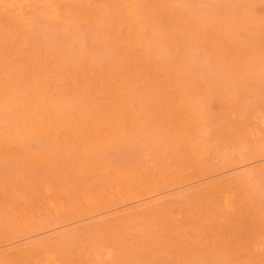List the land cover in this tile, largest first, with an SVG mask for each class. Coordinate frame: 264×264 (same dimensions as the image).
Wrapping results in <instances>:
<instances>
[{"label":"bare ground","instance_id":"bare-ground-1","mask_svg":"<svg viewBox=\"0 0 264 264\" xmlns=\"http://www.w3.org/2000/svg\"><path fill=\"white\" fill-rule=\"evenodd\" d=\"M91 1L93 0H0V160L8 161L9 165L10 162L14 163L12 164L13 169L17 165L25 168L17 167L21 171L19 170V176H15L17 178L12 181L8 178L9 176L5 175L8 173L5 171L7 166L0 167V169L5 168L3 169L5 173L0 172V174L2 173L1 175L8 179V181L3 180V176L0 175V196L1 193L7 191L4 194L7 197L6 200L2 197L3 194L1 197L4 201L0 200V208L3 210V212L0 210V216L6 215V218H1L5 219L4 223L0 221L3 223L0 224V264H31L30 261L34 260L33 257L39 254H47L43 260H46L48 264H85L87 261L93 264H102L104 262H102L101 256H107L111 262L115 256L105 250V245L102 247L98 243H93L87 250L90 254H86L85 252L70 251L71 248L64 247V243L71 237L74 241V243L71 241V244L75 245L79 239L84 237L85 233L87 237L89 233L93 232L96 235V231L99 235L95 237L98 238L101 236L100 233L105 230L110 231V236L116 238L115 240L120 243L122 237L119 235L116 237L115 231H119L118 229L122 225L128 223L137 229L131 232V235L127 233L129 237L131 236L132 241L141 240L145 233L143 229L146 228L145 230L149 231L148 228L153 227L151 233L164 237L167 245L171 244L174 239L183 236L196 237L199 233L192 227L195 222L203 228L204 226L208 227L205 229L209 231L215 230L212 232L217 235H214L210 242L211 245L213 244L210 248L214 250L222 241H225L221 228H212V225L209 224L212 217L219 222V212L231 213L238 228L237 231L242 229V227H238L241 225V221L244 225L246 224L244 220H249L250 215L248 217L247 213L253 214L252 216L256 218L260 217L258 221L256 218H250L251 220L248 222H255L253 226L256 228L260 226L257 229L259 233L250 236L252 242H255L257 238L260 240L264 251V220H262V215H264V102L262 99L261 103L257 102L258 97H256L259 95V99L264 98L263 79H257V76L261 78L264 75L262 70L264 69L262 64L264 61V54H262L264 52L263 33L258 35L259 37H256L257 32L252 34L251 37H256L253 38L257 39L256 41L247 37L248 40H251L250 43L247 41L246 43L249 45L252 43V46L248 44L245 46H249L250 50L255 48L252 51L248 49L250 52H255L247 53L252 57L251 55L246 57V53L243 54L246 52L245 46L243 47L245 44L243 34L240 36L243 38L244 44L241 43L242 38H238L240 40L238 42L235 36V33L241 32L242 27L233 33L237 22L233 21L235 23L229 25V21H227V24H223L225 20L222 19L221 24L216 22L218 25L214 24L213 30L211 29L210 34L212 35V31H214L213 34L217 36L212 35L211 38L214 36L217 41L213 39L212 41L208 37L206 39L209 41L207 46H210L209 44L214 41L218 43L214 42L216 43V52L214 46L213 51L216 54L213 52L210 57L212 58L214 55L217 59L220 58L223 63L220 60L215 63L213 60L208 62L213 61L212 63L215 65L212 68H217L216 71L212 70V73L216 72V75H213L217 76V72L221 71L222 78L224 72L230 73V80L233 83H231L232 81L228 82L229 76L225 77L227 75H224L223 78L224 82L227 81L226 85L230 90L227 91L232 92L233 95H231L232 93H225V95L233 97L225 99V101L227 100L225 106L228 114L222 113L224 116L226 115L225 117L229 115L228 117L234 118V120L231 118V124L228 123L231 120L224 119V122H227L225 127L220 123H218L220 126L217 123L215 126L214 122L211 124L214 125L213 129L209 124L212 121L208 123L207 120L210 117L203 113V110L207 106L204 104L206 98H213L217 91L214 87V90L211 87H206L205 83H203L205 87L202 86L204 79L201 78L202 82L200 83L201 74L197 72L200 77L196 76L198 74L191 69L193 68L191 64L197 63L194 57L200 56V54L196 55L200 49L197 46L199 47V43L203 45L201 38L199 39L202 32L200 31L201 33L198 34V31L201 30L199 27L201 21L197 20L200 10L189 6L192 4V2L189 4L190 1L193 0L167 1L171 7L175 4L177 7L179 6V13L182 12L179 15L172 14L171 9L168 13L165 4H162L164 0H151L164 5L161 7L159 3L156 4V7L159 5L164 10L158 8L157 10L160 11L156 10V13H151L152 15L149 9L153 10L155 7H148L149 0V2L145 0L148 8L144 5V0H97L95 5ZM172 4L174 5L172 6ZM240 6L238 5V7ZM220 7L223 6L220 5ZM255 8L253 7V9ZM229 12L232 13L231 10H228L227 13ZM241 12L244 13V11ZM110 14L112 16L115 14L114 22H106ZM166 16L168 18L165 19ZM171 16L175 18V21ZM233 17L238 19L237 16ZM253 17H249V20ZM258 17L253 18L255 22L250 20L251 22L244 23V25L249 22L250 25L255 24L252 26L255 28H250L251 32L253 29L257 31V25L262 23V19L259 20ZM86 18L87 21L93 18V22L103 25L102 28L110 27L109 29L114 35L112 36L114 43L112 52L108 49L111 53H108L107 59L112 61V67H109L104 59L101 60L93 56L94 53L91 55L92 52L86 55L85 51L84 55L73 61L74 58H69L70 56L59 52L61 49L56 50L51 47L50 49L43 40L45 46L42 42L41 46L38 42V45L31 46L30 41L32 42L31 39L36 33L37 27L43 25L41 20L46 22L50 20V25L52 22L55 23L58 32L59 27L62 32L63 30L68 32L69 29L80 31V29L86 28L84 26L89 27L88 23L90 22H87ZM170 18L172 19L170 20ZM256 19L258 20L257 24ZM205 20H202V23ZM241 20L238 22L239 24H241ZM243 20L245 21V19ZM39 22L40 25H38ZM109 22L112 24L107 27ZM83 23L85 24L82 25ZM231 24H234V29H231ZM239 24L238 26H240ZM45 25L48 24L45 23ZM90 30H93L90 31L91 33L96 29ZM259 30L261 31V29ZM73 32L69 34L75 35ZM243 32L245 33L244 30ZM66 34L60 35L65 37ZM62 36L61 38H63ZM90 36L92 37V33ZM240 36L238 35V37ZM57 37L59 38V36ZM78 37L81 36L78 35ZM219 38L222 42L218 41ZM51 39H49L50 42L53 41L55 44L56 41L58 44L52 36ZM110 39L112 40V38ZM94 41H91L92 44L96 43ZM241 44L243 48L240 47ZM255 44L259 46L257 47ZM96 45L99 46V43ZM82 46L88 47V45ZM100 46L102 47L101 42ZM203 46L207 47L206 44ZM243 49L245 50L242 51ZM66 51L65 53H67ZM186 52L190 54L187 55ZM158 53L165 55L163 59L168 57L167 63L163 60L161 63L162 61L165 63L162 64L155 61L160 55ZM256 55H259L261 62L258 61L259 58ZM253 56L256 57L253 58ZM182 57L185 61L182 62L185 64H181ZM187 57H191L192 63H190L191 60L186 61ZM235 57L237 60H234ZM238 57L241 59L239 64L241 63L240 65L243 67L246 65L242 70L240 65L237 66ZM216 58L213 57L215 61ZM248 58L252 60L249 62ZM168 59L171 62H168ZM111 61L109 62L111 63ZM208 62L204 65H207ZM212 63L210 64L212 65ZM231 64L232 66L236 65L234 68L240 70L234 69ZM226 65L227 67L229 65V68L225 69ZM43 66H47L48 69L51 67L53 70V72L49 71L51 74L53 73L52 75L47 74L50 79L42 73ZM69 66L85 72L80 71L82 73L77 75L74 70L73 72L68 70ZM253 66H256V71L253 70ZM209 67L211 69V66ZM223 68L224 70H222ZM188 69H191L192 72ZM244 69L245 71H243ZM206 71L202 73L204 74ZM232 72L234 73L232 74ZM236 73L238 74L235 75ZM191 78L193 81L190 80ZM196 79H200L199 84L202 90L199 89L198 84H195ZM232 87H236V89L233 88L234 91H232ZM251 94L253 99L250 98ZM170 96H174V98L170 99ZM215 96L217 97V95ZM248 96V101H254L252 104H247ZM203 105L204 107H202ZM211 114L213 112H210ZM211 118H213L212 115ZM210 128L215 130H212L214 137H225L227 134L229 136L243 135V140L238 138L243 143L239 141L242 144L240 143L241 145L237 148L233 146L232 149L231 146L232 150L229 152L227 149H223L226 152L221 156L220 151L213 150L215 149L213 143L218 146L220 141L217 144L216 140H219L220 137L218 139L213 137L216 140H212V143L208 140V137L212 138ZM29 137L30 139H26ZM234 138L237 137L234 136ZM31 139L49 144V149L52 146L55 151L49 152L51 151L49 149L48 152L39 151L30 145L33 144ZM228 142L230 143V141ZM239 142L237 141L238 144ZM231 144L232 141L229 148ZM122 148L138 152L137 154L135 151L133 152L135 153L132 154L135 156L133 160L130 159L131 161L120 164V161L118 163L113 159L117 155L116 150L118 152ZM59 149L64 152L57 153L56 151ZM213 152L216 154L218 152V154ZM213 155L218 157L213 159ZM112 157L114 158L112 159ZM210 158L217 163H213ZM31 170L39 171L35 172L36 176L32 175L35 179L38 177L35 181L34 179L29 180L30 175L27 177L29 173L34 174ZM24 171H26V175L23 173ZM73 174L81 175L82 178L74 179L75 175L73 176ZM33 200L38 201V205L35 202L36 206H34ZM215 204L219 205V208ZM41 205L40 209H43V212L50 208V212L54 215H51L49 210L47 212L51 217L46 215L47 212H40L38 206L41 207ZM31 208L35 211L33 212ZM236 210H241L246 214H241L242 212L238 211L241 216ZM246 217L248 218L246 219ZM6 219L8 220L5 223ZM88 220L96 222L97 226L94 224L96 230L94 228L82 230L88 227V224L90 225V222L86 223ZM162 220L167 221L170 226L163 227ZM79 223L82 224L74 226ZM85 224L87 226H84ZM61 228H64L63 232ZM54 229H59L58 233L61 231L63 236L60 235L61 233L53 236L55 233H52L53 235L50 234L52 237L50 235V237H39ZM235 234L241 236L242 232ZM77 235L81 238H77ZM250 236L248 237L250 238ZM249 238L246 242L250 240ZM27 239L31 241L29 246L27 242L20 244V241L24 240L25 242ZM76 240L77 242H75ZM25 245L27 246L25 247ZM214 255H216L214 252L210 253L209 251L206 257L212 258ZM197 260L200 259L197 258ZM46 261L43 262L46 263ZM33 264L37 263L33 261Z\"/></svg>","mask_w":264,"mask_h":264},{"label":"rangeland","instance_id":"rangeland-1","mask_svg":"<svg viewBox=\"0 0 264 264\" xmlns=\"http://www.w3.org/2000/svg\"><path fill=\"white\" fill-rule=\"evenodd\" d=\"M95 1H97V0H93V1H91V2H93V5H95ZM150 1V3H151V5H150V3H148L149 4V6H148V4L146 3V1L144 0V5L146 6V4H147V6L148 7H150V8H152V7H155V9L153 8V10L152 9H149V10H151V12H150V14L151 13H156V10L159 8V9H162V8H160V6L159 5H161L159 2V7L157 6L156 7V4H158L157 2L155 3V2H153V1H151V0H149ZM148 0H147V2H149ZM168 0H164L163 2H162V4L164 3L165 4V9L167 10V12L169 13L170 12V9L173 11H171L172 12V14L173 13H177V15H179V14H181L182 12H180L179 13V11L180 10H178V7H177V4H175V6H173L174 4H172V6L173 7H171V5L169 4V2H167ZM193 1H194V3H193ZM193 1H190V3L189 4H191V2H192V4L191 5H189V4H187V5H189V6H191V7H194L195 9H197L198 8V10H200L199 12H198V14H197V16L199 15V17L197 18V20L198 21H201V22H199V23H201V25L199 26V27H201V30H199L198 31V34H199V32L201 31L202 32V34L200 35V37H199V35H198V37H199V39L201 40V43L203 44V45H205L206 44V46L208 45L207 44V42L209 43V41L208 40H206V39H208V37H209V39L212 37V35H214L215 37H217L215 34H213V32L214 31H212V35L210 34L211 33V29L213 30V26H214V24H216V22L217 23H219L220 22V24L222 23V19L223 20H225V21H223V24L225 23V24H227V21H229V25H230V23H235V22H237V23H235V25H236V28H235V26H233L234 24H231V29H234L235 28V30H234V32L233 33H235V31L237 30V29H240L239 27H242V29H240L241 30V32H243V30L245 31V33L247 34H245L244 32L243 33H241L239 30H237V31H239V32H237V33H235V36H236V39H240V38H242L240 35H242L243 34V38H244V41H245V44H244V41H243V38L241 39L242 40V44H244L243 45V47L246 45V44H248V43H246V41L247 42H249L250 43V38H252L251 36H252V34H255V32H259L258 34L256 33V37H259L260 35H261V33H263V37H264V0H260V2H259V0L257 1V0H235V2H234V0H231V2H230V0H196V2H195V0H193ZM211 2V3H209V2ZM236 1H238V2H236ZM206 2H207V4H206ZM228 4H227V3ZM246 3V5H245V3ZM249 2H250V5H248L247 6V4H249ZM252 2H256L257 3V5H256V3H252ZM213 3V4H212ZM220 3V4H219ZM235 3V4H234ZM237 3H239L238 5H241L240 7H238V5H237ZM259 3V4H258ZM92 4V3H91ZM154 4V5H153ZM211 4H212V6H211ZM226 4V5H225ZM92 5V6H93ZM153 5V6H152ZM187 5H186V7H187ZM194 5V6H193ZM200 5V6H199ZM205 6V8H204V6ZM216 5H218V6H216ZM223 6V7H220L219 8V6ZM231 5V6H230ZM233 5H235V6H233ZM243 5V6H242ZM251 5H252V7H251ZM256 5V6H255ZM146 6V7H147ZM162 6H164V5H161V7ZM188 6V7H189ZM196 6V7H195ZM228 6V7H227ZM230 6V7H229ZM147 7V8H148ZM174 7H175V9H174ZM210 9H209V8ZM216 7H218V9H215ZM226 7H227V9H226ZM253 7H256L255 9H253ZM225 8V9H224ZM230 8V9H229ZM232 8V9H231ZM241 10H240V9ZM189 9V8H188ZM207 9V10H206ZM243 9V10H242ZM251 9H252V11H251ZM162 10H164V9H162ZM161 10V11H162ZM169 10V11H168ZM206 10V11H205ZM226 10H227V12H228V10L230 11H232V13L231 12H229V13H227L226 12ZM233 10H234V12H233ZM157 11H160V10H157ZM178 11V12H177ZM226 12L227 13V15H225L223 12ZM240 11V12H239ZM241 11H244V13L243 12H241ZM248 13H247V12ZM246 12V13H245ZM158 14H160L159 12H157ZM166 13V12H165ZM223 13V14H222ZM240 13V14H239ZM241 13H243V14H241ZM249 13H250V15H249ZM257 13V14H256ZM161 14H162V12H161ZM172 14H170V15H172ZM209 14V15H208ZM222 14V15H221ZM230 14V15H229ZM259 14V15H258ZM152 15V14H151ZM154 15V14H153ZM168 15V14H167ZM204 15V16H203ZM211 15V16H210ZM225 15V16H224ZM252 15H256L255 17H253ZM262 15V16H261ZM113 16H115V14H113ZM112 16V14H110V17L108 18V20L106 21V22H108V21H110V22H114V20H115V18H116V16H115V18ZM174 16V15H173ZM176 16V15H175ZM223 16V18H221ZM226 16H227V18H226ZM233 16H237L238 17V19H236V18H234ZM240 16V17H239ZM245 16V17H244ZM258 16H260V17H258ZM172 17V16H171ZM208 17V18H207ZM241 17H243V18H241ZM249 17H253V18H259V20L260 19H262L261 21H262V23H261V25H262V27H261V25L260 24H258L257 25V31L255 30V29H253V31L251 32L250 31V28L252 29V28H255V27H252V26H255V24H253V25H250V20H252V22H255V21H253V18H250V20H249ZM165 19L166 18H168L167 16L166 17H164ZM172 18H174V17H172ZM172 18H170V20L172 19ZM220 18V19H219ZM247 18V19H246ZM205 19H207V20H205ZM210 19H211V21H210ZM219 19V21H217ZM231 19V20H230ZM242 19V20H241ZM243 19H245V21L243 20ZM164 20V19H163ZM168 20V19H167ZM166 20V21H167ZM202 20H205V21H203V23H202ZM221 20V21H220ZM240 20L242 21L241 22V24H239L238 22H240ZM247 20V21H246ZM42 22L41 23H43V25H41L40 27H39V29H38V27H37V31H36V33L32 36V42L30 41V43H31V46H36V45H38V43L40 44L39 46H41V42L44 44V46L46 45V46H48L49 48L51 47V48H55L56 50H60L59 52H62L64 55L66 54V56H70L69 58H74V59H72L73 61L74 60H76V59H78L81 55H84V53H85V51H86V55H89L90 54V52H92L91 53V55L93 54V56H96L97 58H99V59H101V60H103L104 59V62L109 66V67H112L113 66V64H112V61L111 60H109V59H107V57H109L108 55L112 52V49H113V37L112 36H114L111 32V30L109 29L110 27H109V25H111L112 23H110L109 22V24H107V27H109V28H107V29H105L106 27H103L102 28V24H97V22H93L94 21V19L93 18H91V20L89 21L90 23H88V24H90L89 25V27L88 26H84V28L85 29H83V30H81L80 29V31H78V30H75V29H69V31L68 32H64V30H63V32H62V29L59 27V26H57V27H59L58 29H59V32H61L60 34H63V36H64V33H67L66 35H65V37H63L62 35H60L59 34V32L57 31V28H56V24L55 23H53L52 21V24H54V25H50V23H49V21H43V20H41ZM86 21H87V18H86ZM87 21V22H88ZM174 21H175V18H174ZM233 21H235V22H233ZM248 21H250L248 24H245L244 25V23H246V22H248ZM258 20L256 19V24L258 23L257 22ZM106 22L104 23V26L106 25ZM208 22V23H207ZM45 23L46 24H48V25H45ZM86 23V22H85ZM85 23H83L82 25H84ZM93 23H94V25L96 26H94L93 25ZM96 23V24H95ZM205 23V24H204ZM87 23H86V25H88ZM205 26H204V25ZM238 24L240 25V26H238ZM243 24V25H242ZM38 25H40V22L38 23ZM199 25V24H198ZM207 25H208V27H207ZM218 24H216V26H217ZM242 25V26H241ZM260 25V26H259ZM52 26V27H51ZM92 26H94L93 28H91ZM250 26V27H249ZM259 26V27H258ZM46 27V28H45ZM203 27V28H202ZM234 27V28H233ZM246 27V28H245ZM45 28V29H44ZM81 28H82V26H81ZM207 30H206V29ZM249 28V30L247 31V29ZM262 28H263V30H262ZM88 29V30H87ZM90 29H96L94 32H91L92 33V37L90 36V31H93V30H90ZM103 29H105V30H103ZM199 29V28H198ZM259 29H261V31L259 30ZM61 30V31H60ZM125 31H126V29H124ZM205 30V31H204ZM57 31V32H56ZM72 31H74L73 33L75 34V35H70L69 33H71L72 34ZM78 32V33H76V32ZM81 31H83L82 33H81ZM124 31V32H125ZM98 32V33H97ZM107 32H110V33H107ZM200 32V33H201ZM107 33V34H106ZM76 34H78V35H80L81 37H78V35H76ZM95 34H98V35H95ZM207 34V35H206ZM208 34H209V36H208ZM237 34V35H236ZM47 35V36H46ZM68 35H70L69 37H67ZM238 35L240 36V37H238ZM246 35V36H245ZM259 35V36H258ZM51 36H52V38L54 39V40H57V42H58V44L56 43V41H55V44H54V42H53V46H52V42H50V40H52L51 39ZM57 36H59V38L57 37ZM61 36L63 37V38H61ZM77 36V37H76ZM104 37V38H100V37ZM213 36V38H211L210 40H216L217 41V39H214L215 37ZM250 37L249 39L250 40H248L247 39V37ZM253 36H255V35H253ZM87 37H90L91 39H88ZM98 37V38H97ZM256 37H253V38H256ZM31 38V37H30ZM34 38V39H33ZM50 40H49V39ZM56 38V39H55ZM69 38H71V39H69ZM93 38V39H92ZM110 38H112V40L110 39ZM221 38V37H220ZM220 38L218 39V41H221L222 40V38H221V40H220ZM252 38V40H255V39H253ZM69 39V40H68ZM78 39V40H77ZM81 39V40H80ZM85 39V40H84ZM87 39V40H86ZM98 39V40H97ZM238 39V42H240V40ZM260 39V38H259ZM264 39V38H263ZM46 43H44L43 41ZM59 40H61L62 42H60ZM67 40V41H66ZM77 40V41H76ZM93 40H95L94 42H96V43H93L92 44V42H93ZM106 40V41H105ZM212 40V41H213ZM257 40V39H256ZM255 40V41H256ZM40 41V42H39ZM65 41V42H64ZM75 41V42H74ZM92 41V42H91ZM111 41V42H110ZM203 41V42H202ZM206 41V42H205ZM211 41V42H212ZM216 41H214V42H216ZM255 41H253V42H255ZM260 41V40H259ZM258 41V42H259ZM38 42V43H37ZM74 42V43H73ZM77 42V43H76ZM87 42V43H86ZM100 42H101V45H102V47L100 46ZM106 42V43H105ZM107 42H109V43H107ZM210 42V43H211ZM214 42H212V43H214ZM222 42V41H221ZM252 42V41H251ZM258 42H256V43H258ZM264 42V41H263ZM262 42V43H263ZM64 43V44H63ZM66 43V44H65ZM99 43V46L98 45H96V44H98ZM212 43L211 44H209L210 46H207L206 48H207V50H206V48H205V46H203V45H201L200 43H199V47L197 46V48L199 49L198 50V53L196 52V55L198 54H200V56H196V57H194L195 59V62H197V63H193V64H191V65H193L192 67L193 68H191V67H189V68H191V69H193V71H195V73L196 74H201V76L202 77H200L199 76V74L198 75H196V76H199L200 77V79L202 78V79H204L203 80V82H202V79L200 80V79H196V83L195 84H198L199 86H197L196 85V87H199V89L201 88V85L199 84V80H200V83L202 82V86L204 85L203 83H205V85H206V87L208 86L209 88L211 87L212 89H213V87H214V89L217 91V93L216 94H214V97L213 98H211V97H209V98H206V100L204 101V104L206 105L207 104V106H206V108H205V110H203V113H205L208 117H210V118H207V120H208V123H209V121H212V122H210L209 124L211 125V124H214V122H215V126H217V124L218 123H220L223 127H225L226 125H227V122H224L225 120L224 119H226V121H227V119H228V121H230L231 120V118H233V117H225L227 114H228V111H227V109H226V106H225V103H226V101H225V99H227L228 97H233V96H231V95H233V93L232 92H228V91H230L229 89H228V85H226V82L227 81H225L224 82V78H223V76L224 75H227V76H225V77H228L229 75H230V73H225L224 72V75H222V78H221V71H218L217 72V76H215L216 74V72H214V73H212V70L214 69L215 71L217 70V68H212V67H214V65H213V61H214V63L215 62H218V60H220V62L222 61L220 58L219 59H217L214 55H213V57L214 58H216L217 60L215 61L214 59H213V57L211 58L210 57V55H212V53L215 51L216 52V46H215V44L216 43H218V42H216V43H214L213 45H212ZM35 44V45H34ZM43 44H42V46H43ZM49 44V45H48ZM107 46H106V45ZM222 44V43H221ZM242 44H241V48H243L242 47ZM252 44V43H251ZM249 45V46H252V45ZM259 44V43H258ZM261 44V43H260ZM66 45V46H65ZM82 45H88V47H90V48H92V49H90V48H88V50H87V48L86 47H83ZM255 45H257V44H255ZM255 45H253V47H256ZM79 46V47H78ZM212 46V47H211ZM215 48H214V47ZM249 46H245L244 48L246 49V52H243V54H245L246 53V57H248V55H251L253 52H255V51H253V52H250V51H252L253 49H255V48H253V49H251L250 50V47ZM259 45H257V47H258ZM80 47H82V48H80ZM103 47H105V48H103ZM109 47H111V48H109ZM210 47V48H209ZM50 48V49H51ZM67 49V51H66V49ZM78 48V49H77ZM86 48V49H85ZM158 49L160 48V47H157ZM157 48H156V52H157ZM212 48V49H211ZM213 48L215 49L214 51H213ZM64 49V50H63ZM111 51H109V50ZM245 49H243L242 51H244ZM248 49L250 50V51H248ZM81 50V51H80ZM164 50V49H163ZM202 50H204V51H202ZM65 51L67 52V53H65ZM80 51V52H79ZM89 51V52H88ZM94 51V52H93ZM160 52H161V50H159ZM165 51V50H164ZM163 51V52H164ZM193 51V50H192ZM201 51V52H200ZM208 51V52H207ZM209 51H212V52H209ZM248 51V52H247ZM258 52H259V50H257ZM84 52V53H83ZM155 52V53H156ZM168 52V51H167ZM193 52H195V51H193ZM214 52V53H215ZM251 53V54H247V53ZM80 53V54H79ZM105 53L107 54V56L105 57ZM109 53V54H108ZM192 53V52H191ZM203 53V54H202ZM207 53V54H206ZM257 53V52H256ZM69 54V55H68ZM71 54V55H70ZM158 54H160V53H158ZM185 54V53H184ZM183 54V56L185 57V55ZM186 54L188 55V54H190V53H187L186 52ZM216 54V53H215ZM261 54V53H260ZM259 54V55H260ZM262 54H264V52L262 53ZM164 55V54H163ZM163 55H158V57L157 58H159V59H155V61L156 62H159L160 64H162V63H165V62H163V61H166V63H167V58L166 59H163V58H165V55L163 56ZM169 55V54H168ZM192 55V54H191ZM253 55H255V54H253ZM259 55H256V56H258V61L260 60V57H259ZM72 56V57H71ZM101 56V57H100ZM207 56V57H206ZM217 56V55H216ZM242 56H244V55H242ZM242 56H241V58H242ZM256 56H253V58H255ZM162 57V58H161ZM184 57H182V60H181V64L183 63V64H185L184 62ZM192 57V58H193ZM200 57V58H199ZM240 57V56H239ZM238 57V60L239 61H237V63H235V64H237V66L238 65H240L239 64V62H240V58ZM251 57H252V55H251ZM262 57V56H261ZM191 57H187L186 59V61L187 62H189L188 60H191L190 59ZM203 58H204V60H203ZM205 58H207V59H205ZM209 58V59H208ZM169 59H170V57H169ZM168 59V60H169ZM197 59H199V61H196ZM201 59V60H200ZM237 60V58L235 57L234 58V60ZM243 59V58H242ZM264 59V58H263ZM161 60H163L162 61V63H161ZM193 60V61H194ZM207 60V61H206ZM211 61V60H213L212 62H208V61ZM248 60H249V58H248ZM248 60H247V62H248ZM252 59L250 58V60H249V62L251 61ZM253 60H255V59H253ZM109 61H111V63L108 62ZM182 61H184V62H182ZM168 62H171V60H169ZM208 62V64L207 65H204V64H206ZM245 62H246V60H245ZM244 62V63H245ZM248 62V63H249ZM260 62H261V60H260ZM190 63H192V60L190 61ZM199 63V64H198ZM210 63H212V65L210 64ZM222 63H223V61H222ZM234 63H232V64H234ZM243 63V64H244ZM111 64H112V66H111ZM232 64H231V66H232ZM250 64H252V63H250ZM256 64H257V62H256ZM255 64V65H256ZM263 65H264V61H263V63H262ZM261 64V65H262ZM222 65V64H221ZM253 65V64H252ZM260 65V64H259ZM185 66V65H184ZM187 66H189V65H187ZM209 66H211V69H210V67ZM223 66V65H222ZM234 66H236V65H234ZM234 66H232L233 68H234ZM246 65H244V67H245ZM247 66H249V65H247ZM199 67V68H198ZM240 67H241V70H242V68H244L242 65H240ZM239 67V68H240ZM251 67V66H250ZM185 68H187V67H185ZM204 68H205V70H204ZM226 68H229V65H228V67H227V65L225 66V69ZM231 68V67H230ZM233 68H231V69H233ZM249 68V67H248ZM255 68H256V66H253V70H255ZM257 68H258V65H257ZM256 68V69H257ZM112 69V68H111ZM191 69H188V70H191ZM203 69V70H202ZM210 69V70H209ZM234 69H237L238 71L240 70V69H238V68H234ZM233 69V70H234ZM246 69V68H245ZM245 69L243 70V71H245ZM250 69V68H249ZM42 73L43 74H45L47 77H48V75H50L51 73L49 72V71H51V72H53V70H51V67H50V69H48V67L47 66H43L42 67ZM68 70H71L72 72H73V70L75 71V74L77 73V75H80L81 73H80V71H83V70H80V69H76V68H74L73 66H69V69ZM201 70V71H200ZM207 70V71H206ZM209 70V71H208ZM213 70V71H214ZM222 70H224V68L222 69ZM233 70H231V71H233ZM248 70V69H247ZM246 70V71H247ZM253 70H252V72H253ZM263 70V72H264V69H262ZM71 71H70V73H71ZM203 71H206V73H202ZM229 71V70H228ZM235 72H236V70H234ZM256 71V70H255ZM257 71L259 72V68L257 69ZM83 72H85V71H83ZM189 72V71H188ZM191 72H192V70H191ZM198 72V73H197ZM210 72V73H209ZM227 72V71H226ZM230 72V71H229ZM261 72V71H260ZM194 73V74H195ZM211 73H212V75H211ZM234 72H232V74H233ZM240 73V72H239ZM262 73V72H261ZM48 74V75H47ZM53 74V73H52ZM51 74V75H52ZM193 74V73H192ZM193 74V75H194ZM208 74V75H207ZM213 74H215V75H213ZM231 74V75H232ZM238 73H236L235 75H237ZM192 76V75H191ZM195 76V77H196ZM204 76V77H203ZM264 75H262L261 76V78H259L258 76H257V79L258 80H262L263 79V82H264V78H262ZM214 79H212V78ZM230 77L231 76H229V79H227L228 80V82L229 81H232V80H230ZM235 77V76H234ZM49 78V77H48ZM198 78V77H197ZM211 78V79H210ZM233 78V77H232ZM50 79V78H49ZM205 79H206V81H205ZM226 79V78H225ZM234 79V78H233ZM190 80H192L193 81V79L191 78ZM194 80H195V78H194ZM216 80V81H215ZM220 80V81H219ZM235 80V79H234ZM192 81H191V83H192ZM211 83H210V82ZM209 82V83H208ZM210 85H208V84ZM230 83V82H229ZM228 83V84H229ZM231 83H233V81L231 82ZM236 83V82H235ZM262 83V82H261ZM52 84V83H51ZM215 84V85H214ZM222 84V85H221ZM205 85H204V87H205ZM212 85V86H211ZM230 85V84H229ZM235 85V84H234ZM221 86V87H220ZM231 86V85H230ZM232 86H233V84H232ZM236 86V85H235ZM224 87H225V89H224ZM264 87V86H263ZM209 88H205V89H209ZM221 88H222V90H221ZM229 88H231V87H229ZM233 88L234 89H236V87H232V91H234L233 90ZM204 89V90H205ZM213 89V90H214ZM200 90H202V89H200ZM224 90H225V92H224ZM228 90V91H227ZM210 91V90H209ZM223 91V92H222ZM213 92V91H212ZM214 93V92H213ZM219 93V94H218ZM225 93H232L231 95H228V97H226L227 95H225ZM215 95H217V97L215 96ZM254 95V94H253ZM213 96V95H212ZM172 97L174 98V96H170V99H172ZM223 97V98H222ZM256 97H258L257 98V102H259V103H261V99H262V101L264 102V98H260L259 99V95L258 96H256ZM250 98H252V94H251V97ZM253 99V98H252ZM210 101V102H208V101ZM249 100V96H248V99H247V104H252V102H254V101H248ZM251 100V99H250ZM207 101V102H206ZM220 101V102H219ZM223 102V103H222ZM251 102V103H250ZM262 102V103H263ZM219 104H221V106H219ZM224 106V107H223ZM202 107H204V105L202 106ZM218 107V108H217ZM220 107H221V109H223V108H225V109H223V110H221L220 109ZM208 110H210V111H208ZM219 111V112H218ZM226 111V112H225ZM210 112H213V114H211L212 116H213V118H211V115H210ZM226 114L225 116H224V114ZM209 113V114H208ZM206 116V117H207ZM216 118H215V117ZM224 116V117H223ZM223 119V120H222ZM233 120H234V118H233ZM218 121V122H217ZM236 121V120H235ZM234 122V121H233ZM217 123V124H216ZM229 124H231L232 123V120L230 121V122H228ZM224 124V125H223ZM213 125V126H214ZM219 125V124H218ZM213 126L211 125V128H213ZM220 126V125H219ZM210 128V129H211ZM214 129V128H213ZM213 129H211V131H210V134L212 135L211 137V139L208 137V140H210V142L213 140H216V139H213V137H214V132L213 131H215V130H213ZM213 130V131H212ZM228 135V134H227ZM227 135H225V137L224 136H215L217 139L219 138V140H216V143L217 144H219L218 142L220 141V144L217 146L216 144H214L213 143V145L215 146V149H213V150H218V151H220V153H222L221 154V156L223 155V153L224 152H226V151H224L223 149H227V152H229V150H232L233 149V146H234V148H237V146H239V145H241L243 142L240 140V139H238V138H241L242 140H243V138H242V136L241 135H239V136H237V135H233V136H227ZM234 136L235 137H237V138H234ZM241 136V137H240ZM214 137V138H215ZM222 137H224V138H222ZM227 137V138H226ZM244 137V136H243ZM26 139H30V137L29 138H26ZM229 139V140H228ZM238 139V140H237ZM32 140V142H33V144H30V142H29V144L30 145H33V147L34 148H36V149H38L39 151H47L48 152V149H49V144L47 145V144H43V142H40V141H38V140H35L34 139V141H33V139H31ZM31 140H28V141H31ZM226 140V141H225ZM228 141H230V143H231V141H232V144L230 145V148H229V142ZM237 141L239 142V141H241V142H239V144L237 143ZM222 142H224V143H222ZM244 142H245V140H244ZM28 143V142H27ZM212 143V142H211ZM241 143V144H240ZM28 144V146H29V148H30V145ZM223 144H224V146H223ZM235 144H237L236 146H235ZM36 145V146H35ZM48 146V148H47V146ZM212 145V144H211ZM211 145H210V149H211ZM227 145V146H226ZM214 146H213V148H214ZM231 146H232V149H231ZM31 148H32V146H31ZM218 148V149H217ZM54 148H52V146H51V149H49V150H51V151H49V152H54L55 150H53ZM56 149V148H55ZM34 150V149H33ZM122 150V152H120ZM119 149L118 150V152H117V150H116V154L117 155H115L116 157L114 158V157H112V159L115 161L116 160V162H118V161H120V162H118V163H120V164H122V163H127L128 161H131V160H133L134 159V155H132V154H137V152L138 151H136V150H134L135 151V153H133L134 151H132V153H131V151L129 150V151H127L128 149H124V148H122V149ZM215 151V152H216ZM57 153H59V154H62L63 152H62V150L61 149H59V150H57L56 151ZM120 152V153H119ZM124 152H126L127 154H125ZM215 152H213L214 154H216ZM211 153H212V151H211ZM210 153V154H211ZM220 153H219V155H220ZM131 154V155H130ZM217 154H218V152H217ZM216 154V155H217ZM107 155V154H106ZM121 155H124V156H121ZM128 155V156H127ZM117 156H118V158H117ZM211 156V155H210ZM214 156V158L213 159H216L218 156H215V155H213ZM221 156H219V157H221ZM106 157H108V155L106 156ZM121 157V158H120ZM137 157V156H136ZM119 159V160H118ZM122 159V160H121ZM131 159V160H130ZM210 160H211V158H210ZM218 160H220V159H218ZM217 160V161H218ZM2 160H0V163H1V165H0V167H2V166H7V167H5V168H7V169H5V168H3V169H5V171L7 172L8 171V173L7 174H5L6 176H9L8 178L11 180L12 179V181H14L17 177H15V176H19V170L21 171V169L23 168L20 164V167H21V169H18V168H20V167H18V165L15 163V166L16 167H14V169H13V166H12V164H14V163H12L11 164V162H10V165H9V162L7 161H5V160H3L4 161V164H3V161L1 162ZM125 161V162H124ZM212 162H213V160H211ZM213 163H217V162H213ZM12 167V168H11ZM18 167V168H17ZM2 169V168H1ZM0 169V170H1ZM1 170L0 172H4V170ZM10 169V170H9ZM23 169H25V168H23ZM18 170V171H17ZM14 173H13V172ZM34 174H32V173H29L28 175H27V177L29 176V180H33L34 179V181L38 178H36L35 179V177H33V176H36L37 174L35 173V172H37L38 170H31ZM26 171H24L23 173H25ZM30 172V171H29ZM39 172V171H38ZM1 173V174H2ZM5 173V172H4ZM10 173V174H9ZM16 173V174H15ZM0 174V175H1ZM22 174V173H21ZM21 174H20V176H21ZM13 175V176H12ZM25 175H26V173H25ZM24 175V176H25ZM33 175V176H32ZM75 175V176H74ZM1 176H3V175H1ZM10 176H12V177H10ZM40 176V175H39ZM73 176H74V179H80V178H82V176L81 175H76V174H73ZM31 177H33L32 179H31ZM26 178V177H25ZM73 179V178H72ZM3 180H7L8 181V179L6 178V177H4L3 176ZM10 180H9V182H10ZM28 180V181H29ZM1 184H2V182H1ZM4 185V184H3ZM7 190V189H6ZM5 191V190H4ZM7 191H5V193H6ZM5 193H1V196H2V194H3V198H4V200H6L5 198H7V197H5ZM29 194V193H28ZM0 196V200H2V201H4L3 200V198ZM26 197H27V195H26ZM28 198H30V197H28ZM220 200V199H219ZM34 201V200H33ZM222 201V200H221ZM220 201V202H221ZM36 202V205H38V201H34V202H32V204H34ZM41 202V201H40ZM43 202V201H42ZM0 204H1V202H0ZM2 204H3V202H2ZM4 205V204H3ZM35 204H34V206H36ZM44 205H46V204H44ZM220 205H222V203H220ZM34 206H33V208H34ZM215 206L216 207H218L219 208V205H216L215 204ZM1 207V206H0ZM3 208V207H2ZM38 208L40 209V208H42V205H41V207H39L38 206ZM37 208V209H38ZM45 208V207H44ZM47 208V207H46ZM45 208V209H46ZM34 209H36V208H34ZM34 209H32L31 208V210L34 212L35 210ZM0 210H1V212H3V210L0 208ZM43 209H40V212H42V213H45V212H47V210H49V212H50V208L49 209H47L45 212H43L42 211ZM238 211H241V210H236V212L237 213H239ZM37 212V211H36ZM38 212H39V210H38ZM37 212V213H38ZM39 212V213H40ZM49 212H47V216H50L51 217V215H54V214H52V212H50L51 213V215H49L50 213ZM242 213L241 214H243V213H245V212H243V211H241ZM218 213V212H217ZM234 213V212H233ZM219 214V216H220V219H219V222H218V220H215V218L213 219V217H212V219H210L209 220V224H211L212 225V228H216V227H219V228H221V231H222V233H223V235H224V237H225V241H222L221 243H220V245H218V247H215V249L213 250V249H211L212 248V246H213V244L211 245V240L214 238V235H217V234H214L212 231H215L214 229L212 230V231H209L208 229H205V228H208V227H205L204 225V228L203 227H201L199 224H197V223H195V222H193V224H192V227H193V229H197L196 231L199 233L196 237H193V238H191V237H188V236H183L182 238H176V239H174L173 241H172V243L171 244H165V241H164V237H160V236H158V235H155V234H152L151 233V230H152V228L153 227H149L148 229H149V231H146L145 229L146 228H144L143 229V231H145V233L142 235L143 237H141V240H138V241H132L131 240V236L129 237L128 236V234H130L131 235V232H133V231H136L137 229H136V227H134V226H132V225H129V223L128 224H126V225H122V227H120L118 230L119 231H115L116 232V234H115V236L117 237L118 235H119V237H122L121 239L122 240H120V238H119V240L120 241H122V242H118L117 240H115L116 238H113V237H111L110 235V231H102V233H100V235L101 236H103V237H98V238H96L97 237V235H99V233L97 234V231H96V235H95V233L93 232V233H89L88 235H87V237H86V233L83 235V234H81V235H83L84 237H82V239L80 240L79 239V241H78V243L76 244L75 243V245L73 244H71V241L74 243V241L71 239V237L69 238V240H67V241H69V242H67V241H65L66 243H64L65 244V246L64 247H66L67 246V248L68 249H70V251H74L75 253H80V252H85L86 254H90L89 253V251H87V250H89L90 248H91V245L93 244V243H95V244H97L98 243V245H100V246H102V247H104L103 245H105V250L107 251V252H109L110 253V255H114L115 256V259H113V260H111V262H110V260H108L107 259V256H101L100 258H101V260H102V262H104V263H102V264H264V251H263V249H262V243L260 242V240H258V238L255 240V242H252L251 241V236H255L254 234L255 233H259V231L257 230L258 228H256V226H253V224H255V222H253V223H251V222H248V221H250L251 219L250 218H256V217H253L252 215L253 214H249V213H247V216L249 217V215H250V217H249V220H244V222H246V224H242V222L243 221H241L240 222V224L241 225H243V226H238V227H242V229H240V230H236V229H238L237 228V226H236V223H235V221H234V219H233V216L231 215V213L230 212H219L218 213ZM240 213H239V215H241ZM246 214V213H245ZM42 215V214H41ZM45 215V216H46ZM3 216V217H2ZM2 216H0V221H4V220H2L1 218H6L4 215H2ZM43 216V215H42ZM46 216V217H47ZM237 216V215H236ZM242 216V215H241ZM240 216V218H243V217H241ZM263 216V218H262V220H264V215H262ZM57 217V216H56ZM55 217V218H56ZM218 217V216H217ZM235 217V216H234ZM248 217H246V219L248 218ZM47 218H49V217H47ZM52 218H54V216H52ZM219 218V217H218ZM237 218H238V216H237ZM239 218V219H240ZM260 217H257L256 219H257V221H258V219H259ZM50 219V218H49ZM49 219H47V220H49ZM217 219V218H216ZM7 220L8 219H6V221H5V223L7 222ZM50 220H52L53 221V219H50ZM213 220V221H212ZM216 222H215V221ZM241 220V219H240ZM243 220V219H242ZM252 220H255V219H252ZM262 220H261V222H262ZM222 221V222H221ZM88 222H90V225L88 224ZM93 222V221H92ZM92 222H91V220H88V221H86V223L88 224V227H85V228H83L84 226H87L86 224L84 225V226H81L83 229L82 230H86V229H93L94 227H96L97 225L95 224L96 222H93V224H92ZM260 222V221H259ZM4 223V222H3ZM3 223H1L0 222V224H3ZM85 223V222H84ZM220 223V224H219ZM264 223V222H263ZM82 224V223H81ZM80 223L79 224H75L74 226H76V225H81ZM94 224L96 225V226H94ZM219 224V225H218ZM12 225H13V223H12ZM161 225L163 226V227H165V228H167V227H169L170 225H169V223L167 222V221H164V220H162L161 221ZM215 225H218V226H215ZM239 225V224H238ZM258 225H259V223H258ZM214 226V227H213ZM262 226V225H261ZM98 227H99V225H98ZM97 227V228H98ZM103 227V226H102ZM68 228V227H67ZM71 227H69L68 229H70ZM151 228V229H150ZM251 230H250V229ZM252 228H253V230H252ZM256 228V229H255ZM62 229V228H61ZM60 229V230H61ZM68 229H66V230H68ZM102 230H103V228H101ZM223 229V230H222ZM249 229V230H248ZM55 230H56V232H55ZM58 230L59 229H54V230H52V231H48V233L46 232V233H43L42 235H40L39 237L41 238L42 236H48V237H52V235L53 236H57L56 234H60L61 233V231H59V233H58ZM94 230H96L95 228H94ZM100 230V229H99ZM255 230V231H254ZM64 231V228L62 229V232ZM101 231V230H100ZM99 231V232H100ZM242 232V234H241V236H238L237 234H235V233H237V232ZM51 232V233H50ZM217 233H218V231H216ZM251 232H252V234H251ZM53 233V234H52ZM66 233V232H65ZM128 233V234H127ZM247 233V234H246ZM248 233H250L249 235H248ZM50 234H52V235H50ZM50 235V236H49ZM60 235H62L63 236V234L61 233ZM90 235H91V237H90ZM251 235V236H250ZM96 236V237H95ZM112 236H114V235H112ZM248 236H250V238L248 237ZM257 236H258V234H257ZM78 237H80L79 235H77V238ZM76 238V239H77ZM81 238V237H80ZM248 238L250 239L248 242H246L247 240H248ZM74 239H75V237H74ZM29 240V241H28ZM32 240V239H31ZM34 241V240H33ZM27 242V245L29 246V244H31V241H30V239H27L25 242H24V240L23 241H20V244L22 243H26ZM75 242H77V240L75 241ZM19 243V242H18ZM18 243H16L17 245H18ZM33 243V242H32ZM15 244V245H16ZM70 244V245H72L71 247H70V245L68 246V245ZM27 245H25V247L27 246ZM19 246V245H18ZM21 246V245H20ZM24 247V246H23ZM23 247H20V248H23ZM90 247V248H89ZM211 247V248H210ZM66 248V249H67ZM139 249V250H138ZM0 250H1V248H0ZM2 250H3V248H2ZM209 251H210V253L211 252H214L216 255H214V257H206V255L209 253ZM1 254H2V251H1ZM45 256H47V254H39L38 256H34L33 258H34V260L33 261H35V263H37V264H48L47 263V261L46 260H43V259H45ZM194 257H196V259H194ZM35 258H36V260H35ZM197 258H199L200 260H197ZM107 261H106V260ZM32 260V259H31ZM33 261H30V263L31 264H33ZM36 261H38V262H36ZM40 261V262H39ZM44 261H46V263H42V262ZM93 264V263H91L90 261L88 262H86L85 264ZM50 264V263H49ZM58 264H63V263H58Z\"/></svg>","mask_w":264,"mask_h":264}]
</instances>
